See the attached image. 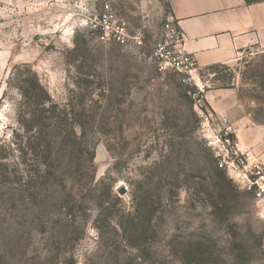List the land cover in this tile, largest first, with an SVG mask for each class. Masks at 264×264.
<instances>
[{"label":"rangeland","instance_id":"374dc122","mask_svg":"<svg viewBox=\"0 0 264 264\" xmlns=\"http://www.w3.org/2000/svg\"><path fill=\"white\" fill-rule=\"evenodd\" d=\"M106 3L143 44L102 38ZM168 17L166 0H0V264H264V212L215 172L204 101L235 86L264 120V53L185 83L147 59Z\"/></svg>","mask_w":264,"mask_h":264},{"label":"crops","instance_id":"0c3cea01","mask_svg":"<svg viewBox=\"0 0 264 264\" xmlns=\"http://www.w3.org/2000/svg\"><path fill=\"white\" fill-rule=\"evenodd\" d=\"M200 70L245 54L264 53V0H166ZM200 80V79H199ZM201 82V81H200ZM204 101L227 117L238 148L249 163L264 165V120L246 109L235 86L208 88Z\"/></svg>","mask_w":264,"mask_h":264},{"label":"built area","instance_id":"2783aa9c","mask_svg":"<svg viewBox=\"0 0 264 264\" xmlns=\"http://www.w3.org/2000/svg\"><path fill=\"white\" fill-rule=\"evenodd\" d=\"M104 7L103 12L92 20L101 28L102 38L112 37L120 44H143L142 31L130 35L126 20L118 18L109 3ZM147 59L162 73L173 71L180 74L185 83L195 81L197 77L200 79L197 58L185 48L184 34L171 16L166 19L163 33L155 40L153 51ZM196 85L198 101H201L206 84L201 81ZM205 120L211 133L208 144L215 150L219 167L227 170L240 185L252 192L257 199V206L264 212V165L259 162L249 163L238 148L227 117H218L209 111Z\"/></svg>","mask_w":264,"mask_h":264},{"label":"trees","instance_id":"16d2710c","mask_svg":"<svg viewBox=\"0 0 264 264\" xmlns=\"http://www.w3.org/2000/svg\"><path fill=\"white\" fill-rule=\"evenodd\" d=\"M212 67V66H211ZM46 143H48L47 141H46ZM215 160H216V162H217V158H215ZM215 172L217 173V174H219V175H223L225 172H224V170L222 169V168H217V167H215Z\"/></svg>","mask_w":264,"mask_h":264},{"label":"water","instance_id":"95a60500","mask_svg":"<svg viewBox=\"0 0 264 264\" xmlns=\"http://www.w3.org/2000/svg\"><path fill=\"white\" fill-rule=\"evenodd\" d=\"M125 191V188H122L121 190H120V192H124Z\"/></svg>","mask_w":264,"mask_h":264}]
</instances>
